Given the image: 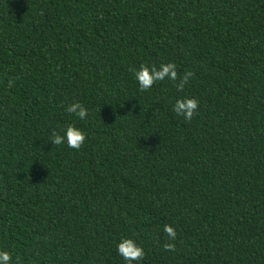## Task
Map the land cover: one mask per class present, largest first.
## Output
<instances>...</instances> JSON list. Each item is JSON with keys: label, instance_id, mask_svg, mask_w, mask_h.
<instances>
[{"label": "trees", "instance_id": "1", "mask_svg": "<svg viewBox=\"0 0 264 264\" xmlns=\"http://www.w3.org/2000/svg\"><path fill=\"white\" fill-rule=\"evenodd\" d=\"M167 62L194 73L183 93L140 91ZM69 123L79 150L49 141ZM122 237L138 264H264V0H0V250L126 264Z\"/></svg>", "mask_w": 264, "mask_h": 264}, {"label": "clouds", "instance_id": "2", "mask_svg": "<svg viewBox=\"0 0 264 264\" xmlns=\"http://www.w3.org/2000/svg\"><path fill=\"white\" fill-rule=\"evenodd\" d=\"M135 79L138 83L140 91L149 90L156 82L168 79L175 82L178 93H183L185 86L189 83L194 73L189 70L182 75L178 73L177 65L174 62L161 63L159 67L156 65H148L141 63L139 68L134 71ZM9 86H12V80L9 79ZM199 100L196 97L180 96L173 104V111L177 116L183 117L186 122H191L193 117L198 113ZM66 112L77 116L83 120L88 116V109L79 101H75L66 107ZM131 111V110H130ZM86 133L69 123L65 126L62 133L53 129L49 136L52 145L65 144L72 149L79 150L86 141ZM163 231L168 237V242L164 244L167 251L174 252L176 250L175 241L177 239L176 229L165 224ZM117 253L124 259L126 264L141 261L145 256L144 248L137 244L131 237H122L116 247ZM0 264H13V257L7 250H0Z\"/></svg>", "mask_w": 264, "mask_h": 264}]
</instances>
